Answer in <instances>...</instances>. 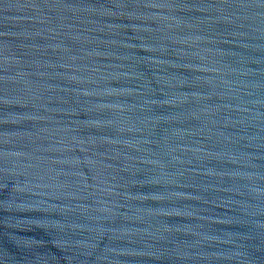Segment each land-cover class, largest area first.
Masks as SVG:
<instances>
[{
	"label": "water",
	"instance_id": "1",
	"mask_svg": "<svg viewBox=\"0 0 264 264\" xmlns=\"http://www.w3.org/2000/svg\"><path fill=\"white\" fill-rule=\"evenodd\" d=\"M0 264H264V0H0Z\"/></svg>",
	"mask_w": 264,
	"mask_h": 264
}]
</instances>
